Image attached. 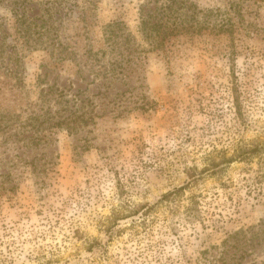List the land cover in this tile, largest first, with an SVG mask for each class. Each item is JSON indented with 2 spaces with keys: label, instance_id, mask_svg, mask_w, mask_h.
Wrapping results in <instances>:
<instances>
[{
  "label": "rangeland",
  "instance_id": "obj_1",
  "mask_svg": "<svg viewBox=\"0 0 264 264\" xmlns=\"http://www.w3.org/2000/svg\"><path fill=\"white\" fill-rule=\"evenodd\" d=\"M0 264H264V0H0Z\"/></svg>",
  "mask_w": 264,
  "mask_h": 264
},
{
  "label": "trees",
  "instance_id": "obj_2",
  "mask_svg": "<svg viewBox=\"0 0 264 264\" xmlns=\"http://www.w3.org/2000/svg\"><path fill=\"white\" fill-rule=\"evenodd\" d=\"M176 192H179V191H176Z\"/></svg>",
  "mask_w": 264,
  "mask_h": 264
}]
</instances>
